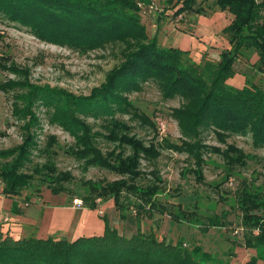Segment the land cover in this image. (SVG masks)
Returning a JSON list of instances; mask_svg holds the SVG:
<instances>
[{"label":"trees","instance_id":"obj_1","mask_svg":"<svg viewBox=\"0 0 264 264\" xmlns=\"http://www.w3.org/2000/svg\"><path fill=\"white\" fill-rule=\"evenodd\" d=\"M216 3L221 10L233 15L231 22L223 28L230 47L222 49L217 62H197L191 58L190 50L164 46L155 35H150L140 8L133 0H0V13L10 21L28 27L44 41L81 51L119 42L129 48L123 62L90 95H75L64 89L32 83L27 77L10 80L16 86L19 83L17 97L23 102L22 106L15 105L13 114L18 120H29L23 127V141L15 147L0 149L3 193H20L39 173H45L42 179L53 192L66 191L64 183L72 178L69 172L57 171L53 166L45 172L23 170L37 146L33 131V126L40 123L33 111L37 100L54 109L53 120L75 137L77 147L73 153L76 156L128 175L132 180L142 174L138 153H151L148 156L157 157L158 150L155 151L153 146H139L135 138L122 135L121 140L130 143L134 149L137 147L133 155L124 157L119 152H104L93 142L92 128L86 118L113 117L119 111L145 118L129 94L142 91L148 82H155L164 96H180L186 101L173 110L184 138L180 142L166 139L167 148L203 159L205 150L217 151L205 144L209 133L222 141L236 134H250L255 146H264V86L247 77L239 85L231 81L240 72L237 62L242 57L250 59V49L258 53L257 70L264 71V0H216ZM196 4L197 0H177L173 8L178 7L177 15L202 13ZM9 67L4 56H0V68ZM9 85L7 81L0 82V89L15 88ZM117 121L112 120L113 129L107 128L113 139H118L119 130L126 127L125 124L121 127ZM51 140L56 141L53 136ZM231 147L229 153L219 152L226 153L230 160L243 163L245 153ZM88 183L90 195L84 196L83 201L93 209L99 208L98 198H112L122 219L133 206L139 220L146 215L152 217L156 210L168 212L167 205L154 198L157 187L141 189L126 178L106 184L90 180ZM126 190L140 201L132 202L124 195ZM93 194L97 196L92 198ZM241 201L243 232L244 227L250 230L245 236V244L250 249L264 248V216L254 212L260 204L252 194H246ZM170 214L173 219H180L174 212ZM102 216L106 222L103 234L83 235L73 240L37 236L15 239L0 229V264H227L200 245L188 248L184 237L173 242L159 239L154 232L146 234L140 230L126 236L109 225L105 214ZM247 264H264V261L252 256Z\"/></svg>","mask_w":264,"mask_h":264},{"label":"rangeland","instance_id":"obj_2","mask_svg":"<svg viewBox=\"0 0 264 264\" xmlns=\"http://www.w3.org/2000/svg\"><path fill=\"white\" fill-rule=\"evenodd\" d=\"M133 1L140 8L150 35H155L164 46L190 50L191 58L197 62H217L222 49L230 47L223 28L231 22L233 15L221 10L216 0H197L196 7L202 9V13L178 15L175 14L178 7L173 8L177 0ZM195 38L202 40L201 43H197ZM128 50L122 42L85 51L50 43L36 37L28 27L10 21L0 13V56H4L11 66L0 68V82L7 81L15 87L7 91L0 89V149L15 147L23 141V127L29 120H18L13 114L15 105L22 106L23 102L17 97L20 89L16 87H19V83L16 86L10 80L27 77L32 83L64 89L75 95H90L123 62ZM249 54L250 59L242 57L237 62L236 67L240 72L232 82L239 85L238 80L244 81V77H247L264 86V71L257 70L255 65L258 53L250 49ZM129 98L145 118L119 111L113 117L90 116L86 119L92 128L93 142L104 152L115 151L124 157L133 155L137 147L134 149L130 143L121 140L122 135L135 138L139 146H153L155 151L158 150L157 157L148 156L151 153H138L142 174L135 180L76 156L73 153L77 147L75 137L53 120L54 109L38 100L33 107L40 121L33 126L37 146L33 148L31 161L23 170L32 172L40 169L45 172L53 166L57 171L69 172L72 178L64 185L72 202L79 207L87 205L83 197L90 195L88 180L106 184L126 178L141 189L157 187L155 200L167 205L169 217L171 212L180 216L188 248L200 245L227 264H247L252 256H258L263 263L264 248L250 249L245 244V236L250 230L244 227V232L241 231L244 226L241 199L246 194H252L260 204L254 212L264 216V146H255L250 134H236L222 141L209 133L205 144L217 151L207 149L203 152V159L198 160L188 152L166 147V139L180 142L184 138L173 114L175 108L185 104L183 98L164 96L153 81L146 83L142 91L129 94ZM112 120H118L121 127L122 124L126 125L119 130L118 139L108 134V129L110 131L115 127ZM161 122L165 124L164 130L161 129ZM52 136L56 141L51 140ZM231 146L245 153L243 163L227 157ZM220 150L226 153L222 154ZM44 174H37L28 187L35 191L46 187L47 182L42 179ZM200 174H203V178ZM124 195L134 203L140 201L127 190ZM96 196L93 194L92 198ZM108 200L97 199L100 202L97 209L99 215L106 213L104 206ZM130 209L131 213L136 214L134 206ZM183 211L190 215L182 214Z\"/></svg>","mask_w":264,"mask_h":264},{"label":"crops","instance_id":"obj_3","mask_svg":"<svg viewBox=\"0 0 264 264\" xmlns=\"http://www.w3.org/2000/svg\"><path fill=\"white\" fill-rule=\"evenodd\" d=\"M194 40L197 43L202 41ZM242 82V79L238 80L239 84ZM3 187L4 182L0 180V229L15 239L37 236L73 240L83 235H100L106 230V222L97 209L75 205L66 191L53 192L48 186L35 191L27 187L18 194L6 195ZM104 207L109 225L126 236L140 230L146 234L154 232L159 239L176 242L184 235L181 221L167 213L156 210L152 217L146 215L139 220L137 212L133 214L129 209L126 218L122 219L112 198Z\"/></svg>","mask_w":264,"mask_h":264},{"label":"built area","instance_id":"obj_4","mask_svg":"<svg viewBox=\"0 0 264 264\" xmlns=\"http://www.w3.org/2000/svg\"><path fill=\"white\" fill-rule=\"evenodd\" d=\"M150 11V10H149ZM144 12H146L145 10H144ZM151 12V11H150ZM160 125H161V129H165V124L164 123H160ZM101 200V199H100ZM98 202V201H97ZM98 203H100V202H98ZM101 212V211H100ZM241 231H242V233H243V228L241 227ZM238 232V231H237Z\"/></svg>","mask_w":264,"mask_h":264}]
</instances>
